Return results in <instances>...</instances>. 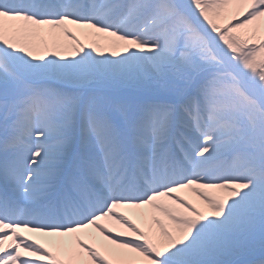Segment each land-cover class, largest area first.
<instances>
[{
    "label": "snow or ice",
    "instance_id": "snow-or-ice-1",
    "mask_svg": "<svg viewBox=\"0 0 264 264\" xmlns=\"http://www.w3.org/2000/svg\"><path fill=\"white\" fill-rule=\"evenodd\" d=\"M0 264H264V0H0Z\"/></svg>",
    "mask_w": 264,
    "mask_h": 264
}]
</instances>
